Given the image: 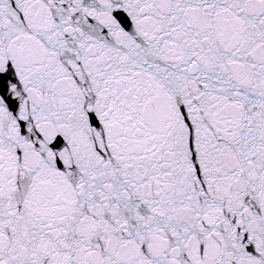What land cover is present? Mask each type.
Listing matches in <instances>:
<instances>
[{
    "label": "snow or ice",
    "instance_id": "6c2138e0",
    "mask_svg": "<svg viewBox=\"0 0 264 264\" xmlns=\"http://www.w3.org/2000/svg\"><path fill=\"white\" fill-rule=\"evenodd\" d=\"M0 264H264V0H0Z\"/></svg>",
    "mask_w": 264,
    "mask_h": 264
}]
</instances>
